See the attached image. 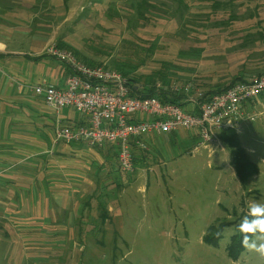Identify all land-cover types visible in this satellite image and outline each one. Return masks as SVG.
<instances>
[{"label":"rangeland","instance_id":"374dc122","mask_svg":"<svg viewBox=\"0 0 264 264\" xmlns=\"http://www.w3.org/2000/svg\"><path fill=\"white\" fill-rule=\"evenodd\" d=\"M22 17L20 33L6 42L26 57L46 40H62L79 59L130 69L148 82H191L202 91L264 70V0H23ZM252 113L255 119L234 131L255 168L242 178L228 144L192 154L181 135L173 162L141 165L126 183L105 162L107 172L82 192L102 190L112 208L104 233L78 236L84 218L65 230L58 216L37 232L30 215L15 217L11 196L0 209V264H264L255 250L245 247L234 258L227 249L235 223L264 205V93ZM219 223L230 225L218 244L206 242L209 227ZM259 235L251 242L264 243Z\"/></svg>","mask_w":264,"mask_h":264},{"label":"crops","instance_id":"0c3cea01","mask_svg":"<svg viewBox=\"0 0 264 264\" xmlns=\"http://www.w3.org/2000/svg\"><path fill=\"white\" fill-rule=\"evenodd\" d=\"M0 6V209L5 206L4 203L13 201L11 196H14L15 205L12 207L16 209L15 217L24 219L25 213L30 215L32 222H36L32 228L38 225L37 232L40 224L48 228L54 226L57 216L62 219L57 223L63 224L65 230H71L70 225L77 218L83 221L82 217L84 222L80 223L81 226L87 223L91 225V220L97 218L100 209L95 199L89 198L90 194L86 196L82 192L93 187L97 177L107 172L105 162H112L111 165L123 178L122 183L135 178L140 168H136L132 174L122 173L116 160L115 144L106 143L98 147L86 141L70 144L56 142L57 127L75 130L87 125L86 118L72 108L55 112L26 85L64 87L71 70L45 53L51 39L42 42L39 45L41 50L27 57L23 50L8 44L6 40H11L19 32L16 24L18 18H23V0H0ZM59 44L70 50L62 40H58ZM15 80L21 82L22 86H17L13 82ZM253 106L254 103L249 106L250 111ZM181 130L184 132L180 133ZM179 135L183 144L191 145L188 151L199 142L196 132L184 129L170 134H150L142 139L149 146V151L141 150L131 141L134 157H143V165H168L175 160L176 150L172 148L177 144ZM91 161L95 163L92 165ZM88 174L94 180H88ZM98 184L100 188L104 182L98 180ZM83 195L87 199L83 200ZM87 202L91 203V207L85 205ZM29 207L31 209H26ZM111 211L112 208L108 206V212ZM107 224L108 221L102 226L104 230ZM76 230L81 237L93 232L91 228Z\"/></svg>","mask_w":264,"mask_h":264},{"label":"built area","instance_id":"2783aa9c","mask_svg":"<svg viewBox=\"0 0 264 264\" xmlns=\"http://www.w3.org/2000/svg\"><path fill=\"white\" fill-rule=\"evenodd\" d=\"M45 53L63 62L71 74L64 87L30 85L26 88L43 98L55 112L72 108L87 120L86 126L75 130L67 127L55 129L56 142L86 141L102 147L106 143L117 146L116 160L122 173L135 171L134 141L143 151L149 146L142 140L150 134H170L184 129L196 132L199 142L191 149L217 148L222 144L219 134L236 130L241 122L255 119L249 106L264 93V72L236 82L225 91L211 95L201 102L203 92L191 82L165 85L157 82V90L167 96H182L181 103L165 102L158 97L133 95L127 77L120 71L105 66L93 67L81 61L73 51L50 43ZM21 87L22 83L14 81ZM24 86V85H23Z\"/></svg>","mask_w":264,"mask_h":264},{"label":"trees","instance_id":"16d2710c","mask_svg":"<svg viewBox=\"0 0 264 264\" xmlns=\"http://www.w3.org/2000/svg\"><path fill=\"white\" fill-rule=\"evenodd\" d=\"M60 47L64 48V46L62 44H59ZM68 48V47H67ZM72 51V50H71ZM77 56V55H76ZM82 59V58H81ZM80 59V60H81ZM84 63L93 66V67H98V66H105V65H97L95 63H91L89 61H85L84 59H82ZM81 60V61H82ZM130 64L125 65V67H127L129 69ZM108 67V66H105ZM110 68V67H109ZM118 70V67H116ZM115 69V67H114ZM130 70V69H129ZM129 70L127 71H121L120 69L118 71H120L122 74H124L127 79H128V83L130 85V87L132 88L133 91V95L138 96V97H158L159 99H161L162 101L165 102H172V103H181V99L184 98V95H180V96H167L165 94V92L161 91V90H157L155 85L157 84L158 81L153 80V81H147L146 78H144L141 75H137L134 74V72H130ZM264 72V70H262V72L257 73L262 74ZM254 75V74H252ZM251 75H249L248 77H250ZM248 77H244L242 76H238L236 78H234L228 85L226 86H219L217 88H213V87H207V86H203L205 89H207L206 91H202L203 92V96L201 97V102L204 101L206 98L210 97L211 95L217 94V93H221L223 91H225L228 87H230L231 85L235 84L236 82H240V81H244L246 80ZM162 82H166L167 81H162ZM165 84V83H163ZM165 85H169L168 83ZM210 88V89H209ZM256 102H254L255 104ZM181 105L185 108V109H189V103H181ZM219 139L221 140V143H223L224 145H229V147L231 148V156L233 157L231 160V164L233 165V167L237 170V174L240 176V178L248 175L249 173H251L252 171H255V168L253 167V165L251 163H249L246 159H245V154L243 152V149L240 147V143L239 140L237 139V135L236 132H234V130H227V131H223L219 134ZM139 156H143L142 154H139ZM136 157V156H135ZM143 157H137L134 158V165H135V170L136 168L140 167L143 162ZM116 161V160H115ZM110 167L112 170L114 166H112L110 164ZM116 170V169H115ZM118 182H122V179H117ZM119 188H121V184ZM102 190H98V193H96L95 191L92 192L89 196V198L95 199L96 202V206L97 208H99V212H98V216L96 219L91 220V229L94 232V230L97 231L98 229V233H104V229L102 226H104V224L107 221H111V214L108 212V205L106 203V197L104 196V194L101 192ZM106 199V200H105ZM89 201L91 202V199H89ZM86 203L85 205H89L91 207V203ZM86 207V206H85ZM264 217L262 216H256L253 215L252 213L250 215H247L245 220L242 221L240 224H236V232L235 234H233L230 237V243L229 246H227V249L229 250V254L231 256H233L234 258H238L241 251H243L245 249L244 246V237L247 235L249 237V242H251L252 238L259 234V232H257L255 235H253L252 233H247L241 230L242 225L245 224V221L247 220L249 223L252 221H255L257 219H263ZM230 224L228 223H219L218 225H212L209 227V230L207 232V234L205 235V241L216 245L218 244L219 240L222 238V232L224 230L225 227L229 226ZM245 227H247V224L245 225ZM81 230H83V226L79 227ZM90 230V229H89ZM87 235H83V237H86ZM83 240V239H82Z\"/></svg>","mask_w":264,"mask_h":264},{"label":"clouds","instance_id":"9594fccd","mask_svg":"<svg viewBox=\"0 0 264 264\" xmlns=\"http://www.w3.org/2000/svg\"><path fill=\"white\" fill-rule=\"evenodd\" d=\"M251 211L253 215L264 217V205L257 204L252 207ZM246 224L247 227H245ZM241 230L247 233H252L253 235L259 232L260 235L257 236V239L264 241V219H257L250 223L246 220L245 224L242 225ZM248 241L249 237L246 235L243 241L244 246L246 248H249L250 250H255L261 256H264V243H260L259 245H257L255 241H252L251 243H248Z\"/></svg>","mask_w":264,"mask_h":264}]
</instances>
